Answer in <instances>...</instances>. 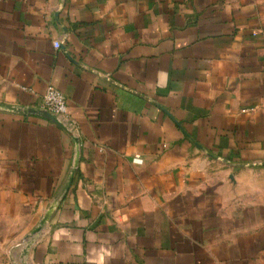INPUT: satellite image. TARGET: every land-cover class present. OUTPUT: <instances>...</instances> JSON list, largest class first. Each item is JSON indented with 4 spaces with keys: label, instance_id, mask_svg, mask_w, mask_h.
I'll use <instances>...</instances> for the list:
<instances>
[{
    "label": "crops",
    "instance_id": "1",
    "mask_svg": "<svg viewBox=\"0 0 264 264\" xmlns=\"http://www.w3.org/2000/svg\"><path fill=\"white\" fill-rule=\"evenodd\" d=\"M0 104V264H264V0H0Z\"/></svg>",
    "mask_w": 264,
    "mask_h": 264
},
{
    "label": "built area",
    "instance_id": "2",
    "mask_svg": "<svg viewBox=\"0 0 264 264\" xmlns=\"http://www.w3.org/2000/svg\"><path fill=\"white\" fill-rule=\"evenodd\" d=\"M59 46V43H56ZM42 109L57 116L61 121L68 118V104L65 95L52 85L47 87L43 96Z\"/></svg>",
    "mask_w": 264,
    "mask_h": 264
},
{
    "label": "water",
    "instance_id": "3",
    "mask_svg": "<svg viewBox=\"0 0 264 264\" xmlns=\"http://www.w3.org/2000/svg\"><path fill=\"white\" fill-rule=\"evenodd\" d=\"M0 106H5V105H1ZM9 109H14L13 107H6ZM28 112L30 113H34L37 115H41L44 116L52 121H54L56 124H58L60 127H62L64 130L68 131L67 127L64 125V123L54 114H52L51 112L44 110V109H33V108H29L27 109ZM40 229V228H39Z\"/></svg>",
    "mask_w": 264,
    "mask_h": 264
}]
</instances>
